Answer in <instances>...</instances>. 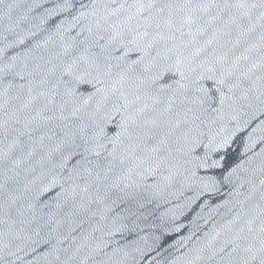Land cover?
<instances>
[{"label":"water","instance_id":"95a60500","mask_svg":"<svg viewBox=\"0 0 264 264\" xmlns=\"http://www.w3.org/2000/svg\"><path fill=\"white\" fill-rule=\"evenodd\" d=\"M0 264H264V0H0Z\"/></svg>","mask_w":264,"mask_h":264}]
</instances>
